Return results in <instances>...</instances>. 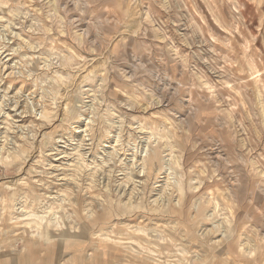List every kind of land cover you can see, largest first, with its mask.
I'll return each instance as SVG.
<instances>
[{
    "label": "rangeland",
    "instance_id": "obj_1",
    "mask_svg": "<svg viewBox=\"0 0 264 264\" xmlns=\"http://www.w3.org/2000/svg\"><path fill=\"white\" fill-rule=\"evenodd\" d=\"M23 262L264 264V0H0V264Z\"/></svg>",
    "mask_w": 264,
    "mask_h": 264
},
{
    "label": "bare ground",
    "instance_id": "obj_2",
    "mask_svg": "<svg viewBox=\"0 0 264 264\" xmlns=\"http://www.w3.org/2000/svg\"><path fill=\"white\" fill-rule=\"evenodd\" d=\"M56 1H57V0H56ZM5 2L8 4L7 1H5ZM5 2H4V3H5ZM9 2H10V1H9ZM53 2H54V1H53ZM10 3H11V2H10ZM7 4H6V5H7ZM52 5H53V4H52ZM54 5H55V4H54ZM21 7H22V6H21ZM15 8H18V7H15ZM15 8H14L13 10H15ZM19 8H20V7H19ZM52 8H53V6H52ZM52 8H51V9H52ZM17 10H18V9H16V11H17ZM20 11H21V10H20ZM23 11H25V10H22V12H23ZM17 12H18V11H17ZM26 12H28V11H26ZM26 12H25V13H26ZM29 12H30V11H29ZM29 14H30V13H29ZM29 14H28V15H29ZM70 19H71V18H70ZM80 89H81V88H80ZM259 108H260V107H259ZM169 113H170V112H169ZM46 115H47V114H46ZM47 117H48V116H47ZM177 121H178V120H177ZM87 126H88V125H87ZM165 126H166V125H165ZM164 130L167 131V129H165V128H164ZM168 130H169V129H168ZM67 131H68V130H67ZM164 132H165V131H164ZM164 132H163V133H164ZM166 134H168V133H166ZM174 134H175V133H174ZM161 135H163V134H161ZM168 135H169V134H168ZM168 135H165V134H164L163 136L168 137ZM63 138H64V137H63ZM156 138H157V137H156ZM168 139H169V138H168ZM172 149H173V148H172ZM171 151H172V150H171ZM171 154H172V153H171ZM111 159H112V158H111ZM112 161H113V160H112ZM150 165H152V163L149 164V162L143 160L141 167H142L143 171H148V170L150 169ZM101 166H102V165H101ZM207 168H208V167H207ZM230 179H231V178H230ZM230 179H229V180H230ZM74 186H75V185H74ZM168 187H169V186H168ZM75 189H76V188H75ZM73 191H74V190H73ZM68 196H69V195H68ZM62 198H63V197H62ZM24 199H25V198H24ZM24 199H23V200H24ZM36 199H37V198H36ZM38 199H39V198H38ZM64 199H66V198H64ZM66 200H68V199H66ZM66 200H65V201H66ZM24 201H25V200H24ZM24 201H23V203H24ZM26 201H27V199H26ZM39 201H41V200H39ZM63 201H64V200H63ZM63 201H62V202H63ZM70 201H71V200H70ZM14 202H15V201H14ZM14 202H13V203H14ZM20 202H21V200H20ZM32 202H33V201H32ZM37 202H38V201H37ZM37 202H36V203H37ZM75 202H76V201H75ZM214 202H215V200H214ZM21 203H22V202H21ZM26 203H27V202H26ZM66 203H67V202H66ZM18 204H19V203H18ZM33 204H34V203H33ZM39 204H40V203H38V206H39ZM53 205H54V204H53ZM13 206H14V204H13ZM27 206H29V205H27ZM30 206H31V205H30ZM30 206H29V208H30ZM36 206H37V205H36ZM92 206H93V205H92ZM183 206H184V205H183ZM125 207H126V206H125ZM13 208H14V207H13ZM36 208H37V207H36ZM216 208H217V207H216ZM30 209H31V208H30ZM34 209H35V208H34ZM59 209H60V208H59ZM84 209H86V208L84 207ZM194 209H195V208H194ZM218 209H219V207H218ZM32 210H33V208H32ZM86 210H87V209H86ZM34 211H35V210H34ZM82 211H83V210H82ZM53 212H54V211H53ZM83 212H84V211H83ZM30 213H31V212H30ZM48 214H49V213H48ZM87 214H88V213H87ZM208 214H209V213H208ZM15 215H16V214H15ZM25 215H26V214H25ZM31 215H32V214H31ZM33 215H34V214H33ZM36 215H37V214H36ZM51 215H52V214H50V216H51ZM193 215H194V214H193ZM23 216H24V215H23ZM55 216H56V215H55ZM88 216H89V215H88ZM211 216H212V215H211ZM51 217H52V216H51ZM41 218H43V216H42ZM208 218H209V217H208ZM231 218H232V217H231ZM51 219H52V218H51ZM36 220H38V219H36ZM206 220H207V219H206ZM226 220H227V219H226ZM232 220H233V219H232ZM199 221H200V220H199ZM228 221H229V220H228ZM31 222H33V221H30V223H31ZM84 222H85V221H84ZM201 222H202V221H201ZM205 222H206V221H205ZM199 223H200V222H199ZM199 223H198V224H199ZM218 223H219V222H218ZM221 223H222V221H221ZM223 223H224V222H223ZM224 224H225V223H224ZM219 225H220V224H219ZM33 226H34V225H33ZM215 226H216V225H215ZM79 227H81V226H79ZM203 227H204V226H203ZM211 227H212V226H211ZM37 228H38V227H37ZM37 228H36V229H37ZM71 228H72V227H71ZM77 228H78V226H77ZM77 228H76V229H77ZM144 228H145V227H144ZM212 228H213V227H212ZM221 228H222V227H221ZM36 229H35V230H36ZM40 229H41V227H40ZM54 229H55V228H54ZM147 229H148V228H147ZM172 229H173V228H172ZM210 229H211V228H210ZM213 229H214V228H213ZM83 230L86 231V232L88 231L86 227H85ZM214 230H215V229H214ZM57 231H58V230H57ZM59 231H60V230H59ZM72 231H73V230H72ZM77 231H79V230H77ZM152 231H153V233H154V230H152ZM205 231H206V230H205ZM205 231H204V232H205ZM218 231H219V230H218ZM228 231H230L229 234H227ZM37 232H38V231H37ZM54 232H55V231H54ZM198 232H199V231H198ZM222 232H223V231H222ZM232 232H234V230H232V228H229V229H227V230L225 231V235L227 236L228 240L230 239V238H229V237H230L229 235L233 234ZM71 233H72V232H71ZM207 233L210 234V230H209V232H207ZM223 233H224V232H223ZM223 233H221V234H223ZM75 234H76V232H75ZM204 234H205V233H204ZM202 235H203V234H202ZM81 236H82V235H81ZM105 236H106V235H105ZM169 236H170V235H169ZM215 236H216V235H215ZM215 236H213V238H214ZM242 236H243V235H242ZM99 237H100V236H99ZM102 237H103V236H102ZM38 238H39V237H38ZM100 238H101V237H100ZM169 238H171V237H169ZM219 238H220V237H219ZM98 239H99V238H98ZM248 239H249V238H248ZM171 240H172V239H171ZM174 240H175V239H174ZM210 240H211V239H210ZM231 240H232V239H231ZM168 241H169V239H168ZM211 241H212V240H211ZM214 241H215V240H214ZM220 241H221V240H220ZM224 241H225V240H224ZM247 241H248V240H246V242H247ZM88 242H89V241H88ZM175 242H177V241H175ZM198 242H199V241H198ZM209 242H210V241H209ZM216 242H217V241H216ZM222 242H223V241H222ZM32 243H33V242H32ZM170 243H172V242H170ZM173 243H174V242H173ZM116 244H117V243H116ZM182 244H183V242H182ZM210 244H211V243H210ZM212 244H213V243H212ZM221 244H222V243H221ZM240 244H241V243H240ZM243 244H244V243H243ZM176 245H177V244H176ZM184 245H185V244H184ZM249 246H250V245H249ZM4 247H5V246H4ZM247 247H248V246H247ZM135 248H136V247H135ZM9 249H10V248H9ZM12 249H13V247H12ZM33 249H34V248H33ZM137 249H138V248H137ZM24 251H25V250H24ZM39 251H40V250H39ZM87 251H88V250H87ZM188 251H189V250H188ZM7 252H8V251H7ZM246 252H247V251H246ZM8 253H10V252H8ZM12 253H14V252H12ZM42 253H43V251H42ZM44 254H45V253H44ZM47 255H48V254H47ZM196 255H197V254H196ZM22 256H23V254H22ZM41 257H42V255H41ZM227 257H228V256H227ZM13 258H14V257H13ZM32 258H33V257H32ZM199 258H200V257H199ZM17 259H18V258H17ZM30 259H31V258H30ZM40 259H41V258H40ZM40 259H39V260H40ZM11 260H12V259H11ZM14 261H15V260H14ZM37 262H38V260H37ZM23 264H24V262H23ZM30 264H31V263H30ZM222 264H223V263H222Z\"/></svg>",
    "mask_w": 264,
    "mask_h": 264
}]
</instances>
